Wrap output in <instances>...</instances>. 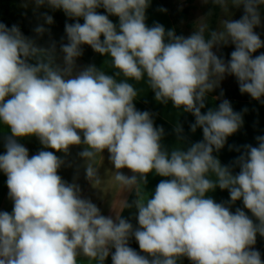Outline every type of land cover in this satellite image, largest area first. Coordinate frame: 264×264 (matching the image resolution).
<instances>
[{
  "label": "clouds",
  "instance_id": "9594fccd",
  "mask_svg": "<svg viewBox=\"0 0 264 264\" xmlns=\"http://www.w3.org/2000/svg\"><path fill=\"white\" fill-rule=\"evenodd\" d=\"M31 2L36 9L62 10L76 22L65 24L62 64L54 41L41 47L17 25L0 23V125L10 132L0 171L13 202L11 213L0 211V264H81V258L104 264L109 255L112 264H179L182 258L192 264H264L254 248L257 235L264 237V136L256 137L258 146H243L234 162L240 171L233 174L213 153L243 126L242 112L228 99L202 112L226 75L236 78L241 94L264 98V52L253 55L264 47L254 31L264 0H203L228 18L212 29L210 11L188 36L160 23L149 27L150 0ZM233 7L243 8L238 20L231 18ZM109 16L118 17V25ZM43 19L54 22L47 13ZM34 32L42 37L49 29L38 25ZM229 44L234 50L226 62L214 49ZM83 45L110 58L113 74L94 64L77 70ZM145 77L157 102L195 117L190 129H202V141L185 148L177 123V143L171 150L163 145L165 130L155 126L153 113L135 107L138 91L129 81ZM32 136L54 151L30 157L18 141ZM73 146H82L78 156L94 187L103 182L97 159L107 150L114 180L135 197H124L122 211L103 215L79 184L58 174L65 160L55 153L67 155ZM152 173L170 179L149 195L144 186ZM217 188L228 190L230 200L212 199L208 194ZM241 200L255 221L241 208L230 210ZM126 209H135L137 226L123 216ZM133 238L140 252L129 246Z\"/></svg>",
  "mask_w": 264,
  "mask_h": 264
},
{
  "label": "crops",
  "instance_id": "0c3cea01",
  "mask_svg": "<svg viewBox=\"0 0 264 264\" xmlns=\"http://www.w3.org/2000/svg\"><path fill=\"white\" fill-rule=\"evenodd\" d=\"M161 9H165L166 11H161ZM59 12L63 17H66L61 10H59ZM97 12L107 15L103 8H98ZM71 19L74 21L72 23L76 22L74 18ZM109 19H111L114 24L118 25V17L109 16ZM79 22L82 24L84 21L82 18H80ZM146 23L149 27L153 26L155 23H160L165 27L166 30L174 29L178 35L170 10L159 0H150V5L146 10ZM56 51L57 63L62 64L63 54L60 52V48H56ZM87 53L88 52H83V55L77 59V70H81L89 64H94L97 68L106 71L108 74H113L114 69L111 66L110 58L94 52L90 60L87 62L84 59V55ZM118 79H123V77H119ZM146 80L147 78L145 77L144 80L139 82L129 81L130 83L134 84L138 91V97L134 101L135 107L139 111H149L153 113L155 126H162L165 130V135L162 140L163 145L168 150H171L172 147L177 143V135L174 130L177 123L183 127V135L185 137L183 146L185 148L189 147L192 143L202 141V129L197 128L195 133H193L190 129V125L195 122V117L191 113H185L182 110L175 109L171 102H169L167 105L157 102L154 99V93L150 90ZM229 101L231 102L234 111L242 112L244 123L237 133L233 134L227 139L224 148H222L219 152H214L213 155L220 160L222 165L230 166L233 174H237L240 169L234 162L236 161L237 157L242 154L243 146L247 144L258 146L256 137L264 136V98H262L260 101H257L253 98L230 99ZM205 104L206 107L202 109V112H206L208 108L218 106L214 104V98L210 93L205 100ZM245 109H247V111H244ZM9 134L10 132L0 125V154H4L6 152L4 142L5 137ZM18 142L23 144L29 150L30 157L40 150L54 151L52 149H43V146L35 136L21 138ZM237 148H239L240 151H237ZM81 150L82 146H73L67 155L61 152L55 153L57 156L65 160V164L61 167V169H59L58 174L68 183L75 182L79 184L81 188V195L95 203L100 208L103 215L114 216V212L119 213L123 210L124 197L127 195V199H129L131 194H127L114 180L112 173L114 168L108 159L109 153L107 150H105L102 154L103 160L102 158L97 159V164L101 165L99 168V175L104 178L103 182L94 187L86 179L85 169L83 166L84 161L78 156V153ZM121 171H123L126 175H131V172L128 169H122ZM212 178L214 179L215 177ZM163 179L170 178L160 177L154 173L149 174L147 177V184L144 186V191L149 195L154 194L157 184ZM6 180V175L0 171V211H7L11 213L13 202L8 197ZM208 195L217 203L227 202L230 200L228 190H220L217 188ZM236 208L243 209L246 214L255 221V218L252 217V214L244 208L242 200L232 204L230 210L235 212ZM259 237L261 236L258 234L257 238ZM186 259L187 258H182L179 261V264H185ZM81 264H87V261L81 258ZM104 264H112L111 255H109V257L105 260Z\"/></svg>",
  "mask_w": 264,
  "mask_h": 264
},
{
  "label": "rangeland",
  "instance_id": "374dc122",
  "mask_svg": "<svg viewBox=\"0 0 264 264\" xmlns=\"http://www.w3.org/2000/svg\"><path fill=\"white\" fill-rule=\"evenodd\" d=\"M15 5V10L10 13L9 23L10 26L17 25L23 35L36 40L39 46H50L54 41L56 48H60L61 43H67V37L65 33V24L72 23L66 17H63L59 10H52L47 6L36 9L34 3L31 0H12ZM166 6L170 10L172 18L174 20L178 35L188 36L194 30L195 22L206 16L210 11L212 15L209 17L210 26L212 29H216L220 19L228 18L225 14L216 6L210 2L205 4L203 0H164ZM1 5V0H0ZM231 18L238 20L243 15V8H230ZM261 26L254 29V31L260 35L262 41H264V6L261 7ZM47 13L53 17V24L47 25L43 19V14ZM38 25H44L49 29L42 37H37L34 29ZM65 39L63 42L57 40L58 36ZM84 46V45H83ZM83 52H88L91 47L85 45ZM234 50V45L229 44L227 46H221L218 49H214L218 56H221L226 62L230 59V54ZM259 55V54H258ZM221 92L223 95L221 96ZM214 101L222 102L223 99H252L248 94H241L238 89L237 80L234 76L226 75L221 81L220 86L210 93ZM264 255V254H263ZM261 256V258L263 257Z\"/></svg>",
  "mask_w": 264,
  "mask_h": 264
},
{
  "label": "trees",
  "instance_id": "16d2710c",
  "mask_svg": "<svg viewBox=\"0 0 264 264\" xmlns=\"http://www.w3.org/2000/svg\"><path fill=\"white\" fill-rule=\"evenodd\" d=\"M159 1L166 6L164 0H159ZM14 10H15V5H14L12 0H1V5H0V23H4L5 25H7L10 28L11 26H10V23H9V17H10V13L12 11H14ZM62 13L64 14L63 11H62ZM67 18L71 22H74L71 18H69V17H67ZM57 40L60 41V42H63V38L61 36H59L57 38ZM94 52L95 51L91 48V50L88 51V53L84 55L85 61L88 62L90 60L91 56L94 54ZM262 52H264V47L259 49L253 55L255 56V55H258V54H260ZM237 85H238V82H237ZM238 89H239V85H238ZM233 99H240V98H233ZM219 103H221V102L214 101L215 105H219ZM134 198H135L134 194H131V196L128 199L129 202H131ZM123 216L126 219H129L130 222L133 223L134 226H137V220L135 219V209H131V210H127L126 209V210H124L123 211ZM129 246L132 247L133 249H135L137 252H140L139 245L135 241L134 238L129 241ZM254 248L261 253V256L264 254V237L257 238L256 244L254 245ZM112 251H114V249ZM141 254H143V253H141ZM261 259H262V261H264V255H263V257ZM185 264H192V262L190 260L186 259L185 260Z\"/></svg>",
  "mask_w": 264,
  "mask_h": 264
}]
</instances>
